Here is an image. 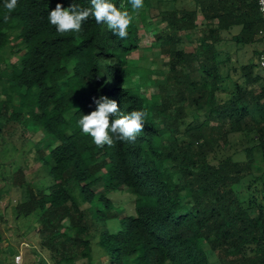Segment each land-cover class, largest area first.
Listing matches in <instances>:
<instances>
[{"label":"trees","instance_id":"16d2710c","mask_svg":"<svg viewBox=\"0 0 264 264\" xmlns=\"http://www.w3.org/2000/svg\"><path fill=\"white\" fill-rule=\"evenodd\" d=\"M72 2L18 0L5 22L0 0V50L13 39L25 46L19 65L0 68V144L9 126L33 122L57 142L50 159L39 156L52 183L28 187L14 206L17 217L39 212L34 251L44 255L43 263L98 264L95 239L107 257L100 264H264V181L261 195L248 199L235 188L252 172L257 148L264 162V76L250 61L224 72L230 57L222 59L220 48L235 28L238 45L260 40L258 0H189L167 7L145 0L142 21L149 27L147 13L155 11L165 24L154 37L168 58L165 80L151 95L141 88L156 79L131 58L142 37L129 0H109L133 17L125 39L94 17L79 33H58L48 14L57 3L68 8ZM75 2L92 7L91 0ZM200 13L209 26L186 51L181 44ZM233 74L235 88L225 96L224 81ZM100 96L115 100L121 114L147 113L135 142L114 138L111 147L99 148L77 126ZM193 107L202 119L188 121ZM241 147L246 160L235 158ZM5 180L9 186L27 183L22 167ZM101 183L105 188L97 195ZM123 188L138 196L137 212L120 217L112 232L106 227L114 216L108 194ZM2 242L0 236V255ZM6 251L16 253L13 246Z\"/></svg>","mask_w":264,"mask_h":264},{"label":"rangeland","instance_id":"374dc122","mask_svg":"<svg viewBox=\"0 0 264 264\" xmlns=\"http://www.w3.org/2000/svg\"><path fill=\"white\" fill-rule=\"evenodd\" d=\"M158 0H152L155 5ZM186 6L189 4V0H162L161 5L164 7L171 5ZM153 5V6H154ZM148 10L144 0V7L138 12H135V22L139 28V33L142 37L140 47L135 50L131 58L133 62L144 68L151 70V77L156 79V83L147 84L143 86L141 90L143 93L151 95L158 91V85L165 80L168 72L167 56L163 55L160 46L155 44V33L162 29H165V24L160 18L153 17L155 11L148 12L147 25L143 23L141 17L142 10ZM207 25V26H206ZM209 24L206 23L202 13L199 14L197 19V27L190 32V37L185 38L181 44V48L186 51H193L197 45L198 39L205 34ZM18 30H14V34ZM238 31L236 28L228 34H225V39L221 43V58L225 59L230 57V62L224 66L223 70L226 72L228 67L236 66L239 63L254 62L257 67L256 70L264 76V66L261 64V54L264 55V42L257 40L256 43L250 45H238L232 40V37L236 35ZM260 43H259V42ZM25 46L18 39H13L9 45L0 50V59H3V63L0 66L1 71L5 68L11 69L13 64L19 65L23 58ZM138 75L134 78L138 80ZM236 74H233L230 79L224 81V95L227 96L234 88V81L237 80ZM260 88H258V91ZM0 97L5 99L3 95V82L0 79ZM198 108L193 107V114L190 115L188 121H193L200 116L202 112L197 111ZM200 111V112H199ZM45 143V146L43 145ZM56 141L45 133L41 127L36 123H31L28 127L22 125L9 126L5 133V139L0 144V236L3 237L2 248L5 249L0 255V264H16L15 256L22 253V261L20 264H48L43 263L45 261L44 255L39 252H35L33 249L35 245V233H37V224L39 212L36 211L28 216L17 217L14 212V206L20 200L26 197V189L31 188H46L52 183V178L49 174L48 167L42 165V161L39 156L44 154L50 159V150L56 145ZM44 146V147H43ZM38 149H41L38 153ZM255 163L253 164V170L248 173L240 184L235 186L242 199H248L251 195H261V183L264 181V162L260 154L259 149L255 151ZM236 159L246 160L247 155L242 151V147L235 155ZM20 167L25 171L26 185H12L6 184L5 178L8 175H12ZM105 188L104 183L99 184L95 191L97 195L101 194ZM112 200V212L114 214L111 219L106 222V227L112 232L118 230L120 227V217L128 214H136V199L138 196L132 193L129 189L123 188L113 191L108 194ZM10 246H13L16 253L11 255L8 250ZM93 253L96 256L98 264L100 259L107 257L100 252V245L97 240H92ZM100 252V253H99ZM210 252L211 261L215 262L214 253ZM14 261V263H13ZM214 264H217L214 263Z\"/></svg>","mask_w":264,"mask_h":264},{"label":"clouds","instance_id":"9594fccd","mask_svg":"<svg viewBox=\"0 0 264 264\" xmlns=\"http://www.w3.org/2000/svg\"><path fill=\"white\" fill-rule=\"evenodd\" d=\"M133 12H138L144 7V0H129ZM264 5V0H260ZM18 0H4V8L7 10L4 21L10 19V14L16 9ZM92 7L82 8L75 0L65 8L57 3L48 14L49 23L60 34L79 33L82 23L90 17H94L98 25H106L115 36L125 39L128 36V28L132 22L129 11H121L109 0H91ZM264 11V7L261 8ZM95 110L83 115L77 126L81 131L91 137L93 143L103 148L111 147L115 140L135 142L137 134L142 132L147 113L143 110H132L128 114H121L115 100L107 96L94 98Z\"/></svg>","mask_w":264,"mask_h":264},{"label":"built area","instance_id":"2783aa9c","mask_svg":"<svg viewBox=\"0 0 264 264\" xmlns=\"http://www.w3.org/2000/svg\"><path fill=\"white\" fill-rule=\"evenodd\" d=\"M258 4H259V10L261 12L262 17L264 18V11H261V8L264 7V5H261L260 0H258ZM258 38L264 42V27H262L259 31H258ZM261 64L264 66V55H261ZM22 261V253H19L15 256V262L16 264H20Z\"/></svg>","mask_w":264,"mask_h":264},{"label":"crops","instance_id":"0c3cea01","mask_svg":"<svg viewBox=\"0 0 264 264\" xmlns=\"http://www.w3.org/2000/svg\"><path fill=\"white\" fill-rule=\"evenodd\" d=\"M258 42H259V41H258ZM260 42H262V41H260ZM260 42H259V43H260Z\"/></svg>","mask_w":264,"mask_h":264}]
</instances>
